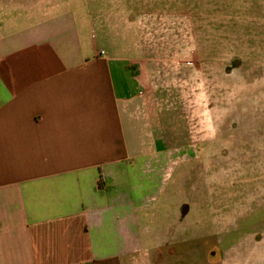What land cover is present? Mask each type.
Wrapping results in <instances>:
<instances>
[{"label": "crops", "instance_id": "0c3cea01", "mask_svg": "<svg viewBox=\"0 0 264 264\" xmlns=\"http://www.w3.org/2000/svg\"><path fill=\"white\" fill-rule=\"evenodd\" d=\"M165 1L0 0V264H264V227L239 261L154 240L172 150L151 62L196 12Z\"/></svg>", "mask_w": 264, "mask_h": 264}, {"label": "rangeland", "instance_id": "374dc122", "mask_svg": "<svg viewBox=\"0 0 264 264\" xmlns=\"http://www.w3.org/2000/svg\"><path fill=\"white\" fill-rule=\"evenodd\" d=\"M180 1L164 4L175 11ZM183 4L196 12L187 14L189 24L173 37L178 43L166 50L182 55L151 62L163 85L158 106L172 150L162 173L164 205L153 221L154 240L160 243L163 232L186 262L203 263L209 254L211 260L229 255L239 261L240 232L264 227V44L257 43L264 0ZM225 23L236 35L249 32L244 43L225 44ZM241 53L249 55L231 62Z\"/></svg>", "mask_w": 264, "mask_h": 264}]
</instances>
